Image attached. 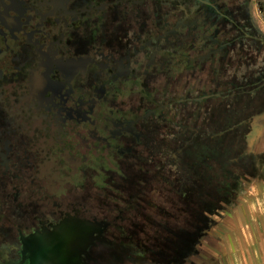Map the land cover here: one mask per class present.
I'll list each match as a JSON object with an SVG mask.
<instances>
[{
    "label": "flooded vegetation",
    "instance_id": "obj_1",
    "mask_svg": "<svg viewBox=\"0 0 264 264\" xmlns=\"http://www.w3.org/2000/svg\"><path fill=\"white\" fill-rule=\"evenodd\" d=\"M252 1L0 0V264H63L74 221H97L73 202L78 173L129 155L157 89L186 106Z\"/></svg>",
    "mask_w": 264,
    "mask_h": 264
},
{
    "label": "rangeland",
    "instance_id": "obj_2",
    "mask_svg": "<svg viewBox=\"0 0 264 264\" xmlns=\"http://www.w3.org/2000/svg\"><path fill=\"white\" fill-rule=\"evenodd\" d=\"M248 12L252 27L218 34L231 42L220 70L210 60L201 74L190 72L186 106L157 89L155 105L143 100L142 113L152 116L142 122L140 146L115 155L113 168L78 173L73 202L97 221H74L86 230L68 240L63 264L70 254L73 264H233L237 240L238 264H264V222L249 234L243 218L252 197L264 193V118L252 123L264 115V0H253Z\"/></svg>",
    "mask_w": 264,
    "mask_h": 264
},
{
    "label": "crops",
    "instance_id": "obj_3",
    "mask_svg": "<svg viewBox=\"0 0 264 264\" xmlns=\"http://www.w3.org/2000/svg\"><path fill=\"white\" fill-rule=\"evenodd\" d=\"M264 115H258L255 119H253L252 123L254 122L256 124L262 123L263 122ZM247 212L245 211L244 214V220H248L249 222L247 223L246 230L250 234L251 230H253L254 227L256 226H262L264 222V193L261 195H254L252 199L247 203ZM243 221V220H242ZM259 222V223H258ZM251 236V242H252V247L254 243V239ZM237 243L234 242L233 250L232 253H235L233 256L234 263L233 264H238V252L237 249L241 246L240 241H236ZM239 242V243H238ZM257 252V249H255ZM246 262L248 263V259H246Z\"/></svg>",
    "mask_w": 264,
    "mask_h": 264
},
{
    "label": "water",
    "instance_id": "obj_4",
    "mask_svg": "<svg viewBox=\"0 0 264 264\" xmlns=\"http://www.w3.org/2000/svg\"><path fill=\"white\" fill-rule=\"evenodd\" d=\"M74 229H73V234H74V232L75 233H77V235H76V237L77 236H83V231L81 232V229H84L83 227H73ZM84 230H86V229H84ZM81 234V235H80ZM76 237H75V235H73V239L75 238L76 239ZM78 239V238H77ZM80 242V241H79ZM79 244H81V243H77V241L74 243V245H73V253L74 252H77V251H79L80 250V247H78L79 246ZM76 250V251H75ZM74 258V257H73ZM74 260V259H73Z\"/></svg>",
    "mask_w": 264,
    "mask_h": 264
}]
</instances>
